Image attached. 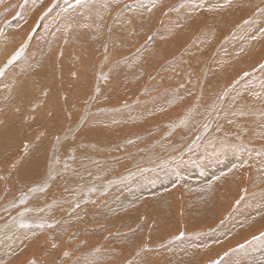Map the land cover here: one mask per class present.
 Wrapping results in <instances>:
<instances>
[{
  "label": "rangeland",
  "instance_id": "rangeland-1",
  "mask_svg": "<svg viewBox=\"0 0 264 264\" xmlns=\"http://www.w3.org/2000/svg\"><path fill=\"white\" fill-rule=\"evenodd\" d=\"M161 1L0 0V264H264V0Z\"/></svg>",
  "mask_w": 264,
  "mask_h": 264
},
{
  "label": "crops",
  "instance_id": "crops-1",
  "mask_svg": "<svg viewBox=\"0 0 264 264\" xmlns=\"http://www.w3.org/2000/svg\"><path fill=\"white\" fill-rule=\"evenodd\" d=\"M114 1H116V0H114ZM152 1H154V0H152ZM174 1H179V4H177V5H179V7L177 8V9H175V10H171L172 12H174L175 14H177V13H181V9L183 10V11H188L189 10V13H190V15L192 16V15H194V18H197V15L199 14V10H200V7L202 6V4L203 3H208L209 2V0H207V1H205V0H163V1H161L160 2V6L163 8V9H166L169 5H171V3H173ZM170 14V13H169ZM122 15H120V17H121ZM96 20H97V17H94ZM107 19V17H105V16H103V18H102V20L103 21H105ZM122 19V18H121ZM197 21V20H196ZM197 23H198V21H197ZM152 25H154V23L152 22ZM200 25V24H199ZM198 25V26H199ZM192 27H195V23H193V26ZM139 28H140V32H137V30H136V32L134 33V37H136L135 35L137 34V36L138 37H140V39L141 40H143V44H142V49L141 48H139V49H135L136 50V53H139V51H142V54L144 53V50L147 48L146 46L151 42V40H152V38L151 37H148L147 38V36H145V32H146V24H144V25H141V26H139ZM221 29H222V33L224 32L223 31V27H221ZM221 33V34H222ZM145 36V37H144ZM135 41H137L136 39H135ZM137 45V44H136ZM135 46V45H134ZM133 46V47H134ZM143 46H145L144 48H143ZM137 247H139V245L137 246ZM64 253V252H63ZM64 255L67 257V256H69L70 255V253H68L67 255H66V253H64ZM103 264V263H102ZM108 264H112V263H108Z\"/></svg>",
  "mask_w": 264,
  "mask_h": 264
},
{
  "label": "bare ground",
  "instance_id": "bare-ground-1",
  "mask_svg": "<svg viewBox=\"0 0 264 264\" xmlns=\"http://www.w3.org/2000/svg\"><path fill=\"white\" fill-rule=\"evenodd\" d=\"M262 4H263V2H262ZM263 12V11H262ZM69 26V25H68ZM53 43V42H52ZM252 44V43H251ZM248 47H250V45L248 46ZM262 47V46H261ZM264 48V47H263ZM247 50H250L249 48L247 49ZM245 52V51H244ZM247 53V52H246ZM257 53V52H256ZM260 53V52H259ZM262 53H263V51H262ZM47 54V53H46ZM45 54V55H46ZM251 56H252V54H251ZM258 57V56H257ZM258 58H260V60L262 59V55H261V53L259 54V57ZM264 59V58H263ZM262 59V60H263ZM259 60V61H260ZM242 62V61H241ZM245 63V62H244ZM262 63V62H261ZM259 70V69H258ZM254 74V73H253ZM258 74V73H257ZM261 75V74H260ZM6 109V108H5ZM136 133V132H135ZM178 135V134H177ZM186 142V141H185ZM211 149V148H210ZM19 152V151H18ZM5 153V152H4ZM28 154V153H27ZM39 154V153H38ZM32 155L34 156L35 154H34V152H32ZM150 155V154H149ZM150 156H152V155H150ZM38 157V156H37ZM41 157V156H40ZM139 157H141V156H139ZM2 159V158H1ZM25 159V158H24ZM160 159V158H159ZM176 159V158H175ZM32 160H33V158H32ZM11 161H13V160H11ZM24 161V160H23ZM30 161V160H29ZM37 161V160H36ZM153 161H154V159H153ZM44 162V161H43ZM25 163V162H24ZM260 163V162H259ZM9 164V163H8ZM28 166H29V164H27ZM3 166V165H2ZM43 166H44V164H43ZM155 166V165H154ZM3 168V167H2ZM35 168L33 167V168H26V169H24L23 170V172L22 173H25L26 174V176L28 175V174H30V175H32L33 173H34V170ZM37 169V168H36ZM40 169V168H39ZM21 170V169H20ZM41 170V169H40ZM45 170V169H44ZM8 171V170H7ZM22 171V170H21ZM191 171V170H190ZM196 171V170H195ZM19 172V171H18ZM192 172V171H191ZM8 173V172H7ZM14 173H15V171H14ZM21 173V174H22ZM189 173V172H188ZM9 174V173H8ZM12 174V173H11ZM17 174V173H16ZM24 174V175H25ZM41 174V173H40ZM68 174V173H67ZM1 176V175H0ZM29 176V175H28ZM9 177V176H8ZM13 177V176H12ZM18 177H19V175H18ZM30 177H32V176H29L28 178H30ZM37 177V176H36ZM17 178V177H16ZM44 179V178H43ZM77 179V178H76ZM21 180V179H20ZM25 180H26V178H25ZM30 180V179H29ZM28 180V181H29ZM179 180V179H178ZM16 182H17V179L15 180ZM22 181V180H21ZM40 182V181H39ZM43 182V181H42ZM25 183V182H24ZM31 183V182H30ZM226 183V184H225ZM26 184V183H25ZM36 184V183H35ZM221 184H225V185H227V182H226V179H223L222 180V182H221ZM31 185V184H30ZM34 185V184H33ZM224 185V186H225ZM12 186V185H11ZM32 186V185H31ZM35 186H37V185H35ZM34 186V187H35ZM24 187V186H23ZM221 187V186H220ZM222 188V187H221ZM223 190L225 189V188H222ZM12 191V190H11ZM184 191V190H183ZM164 194H165V192H164ZM9 195V194H8ZM11 195V194H10ZM9 195V196H10ZM14 195V194H13ZM117 195V194H116ZM114 196V195H113ZM112 196V197H113ZM174 196V195H173ZM5 197V196H4ZM164 197V196H163ZM195 197V196H194ZM42 199V198H41ZM5 201V200H4ZM156 202V201H155ZM119 203V202H118ZM1 204V203H0ZM13 204H15V203H13ZM160 204V203H159ZM14 206V205H13ZM171 206V205H170ZM178 207V206H177ZM185 207V206H184ZM173 211V210H172ZM73 212V211H72ZM166 212H167V210H166ZM169 212V211H168ZM171 212V211H170ZM69 216V215H68ZM88 216V215H87ZM200 217V216H199ZM117 218V216L115 217V219ZM168 218V217H167ZM170 218V217H169ZM114 219V218H113ZM165 223H166V221H165ZM128 224V223H127ZM164 225V224H163ZM176 226V225H175ZM14 231V230H13ZM33 231V230H32ZM19 234V233H18ZM144 234V233H143ZM3 235V234H2ZM12 243V242H11ZM17 243V242H16ZM15 243V244H16ZM14 244V243H13ZM14 246V245H13ZM12 247V246H11ZM132 248V247H131ZM17 256V255H16ZM16 256H15V258H16ZM48 256V255H47ZM140 258V257H139ZM114 261V260H113ZM1 263V262H0Z\"/></svg>",
  "mask_w": 264,
  "mask_h": 264
},
{
  "label": "snow or ice",
  "instance_id": "snow-or-ice-1",
  "mask_svg": "<svg viewBox=\"0 0 264 264\" xmlns=\"http://www.w3.org/2000/svg\"><path fill=\"white\" fill-rule=\"evenodd\" d=\"M78 2H80V0H78Z\"/></svg>",
  "mask_w": 264,
  "mask_h": 264
}]
</instances>
